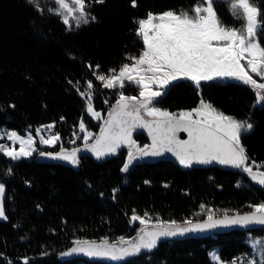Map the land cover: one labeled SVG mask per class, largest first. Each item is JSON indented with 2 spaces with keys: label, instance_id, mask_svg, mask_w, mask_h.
<instances>
[{
  "label": "trees",
  "instance_id": "obj_1",
  "mask_svg": "<svg viewBox=\"0 0 264 264\" xmlns=\"http://www.w3.org/2000/svg\"><path fill=\"white\" fill-rule=\"evenodd\" d=\"M197 3L203 0H180L168 8L191 14ZM254 3L264 22V0ZM213 6L223 25L239 28L244 23L232 14L228 0H214ZM39 8L42 11L29 0H0V131L36 134L39 126L54 124L60 138L67 139L83 121L86 129L98 134L103 122L87 111L88 101L80 92L91 81L93 110L104 114L121 91L138 95L137 85L126 82L123 88L110 89L97 79L111 69L118 71L145 47L136 35V20L130 18L131 13L123 19L121 10L97 5L94 21L68 30L60 16L47 7ZM149 11L163 8L154 6L132 14L139 20ZM258 34L264 46V31ZM256 91L231 79L201 82L197 90L190 80L182 79L154 104L175 112L197 107L203 98L226 115L246 120L252 128L242 133L241 143L250 162L264 163V103H257ZM82 137L78 147L85 144ZM134 140L141 146L149 144L144 134ZM59 149L57 145L46 151ZM38 155L13 161L0 153V183L6 190V219H0V264H24L25 258L28 264H220L211 258V249L218 248L222 261L233 262L252 255L251 237L264 236L262 226L200 239L166 238L151 250L142 249L138 255L115 262L62 255L76 241L101 235L91 228L94 220L111 219L120 225V230L109 232L110 239L138 238L142 223L131 220L134 214L149 221L181 224L206 220L210 212H249L252 205L264 202V186L255 184L241 169L182 170L170 161L131 163L123 172L128 147L100 162L82 156L78 165L42 162Z\"/></svg>",
  "mask_w": 264,
  "mask_h": 264
},
{
  "label": "snow or ice",
  "instance_id": "obj_2",
  "mask_svg": "<svg viewBox=\"0 0 264 264\" xmlns=\"http://www.w3.org/2000/svg\"><path fill=\"white\" fill-rule=\"evenodd\" d=\"M29 2L37 10H41L38 0H29ZM92 2L103 3L104 0H70V2L55 0L58 7L49 9V12L60 16L68 30H72L71 21H75V27L79 28L81 24H87L90 20L96 19L87 11ZM132 5L135 6V0H132ZM230 8L234 16L244 21L239 28L222 24L213 7V0L197 3L191 9V14L184 9L167 10L158 14L149 11L146 18L136 20V35L141 38L145 47L139 56L130 57V62L124 63L119 68L118 74L107 77L98 75L97 79L103 81V86L110 89L117 85L123 88L127 81L139 86L138 95L127 96L122 91L119 93L115 108L109 113L105 127L101 129L100 135L93 144L87 143L93 134L86 130L85 124L81 121L79 128L86 133L82 137L85 142L84 147L94 153L97 158H101L116 153L122 145H135L136 141L132 139V132L137 127L147 128L152 137V144L138 149L141 157L161 156L165 152H170L182 165L189 167L194 163L210 164L215 161L241 169L252 181L264 186V170H260L264 167V163L257 164L254 160L250 162L247 151L241 143L242 133L249 131L252 124L226 115L203 98L200 99L197 107L178 114L153 106L156 98L163 95L160 90H154L153 86L167 88L178 79L190 80L197 90L201 82L213 79H234L256 89L257 103H264V82H259L250 75L251 72L257 77H264V46L257 37L258 31H264V22L260 19L261 10L255 6L254 0H230ZM242 61H246V64ZM89 67L92 66L89 65ZM99 67L96 65V68ZM110 72L117 73V70L111 69ZM87 87L89 89L93 87L91 81H88ZM80 95L83 97L86 93L80 92ZM87 96L89 97L87 111L100 119V112L93 110L91 92H88ZM141 109L145 110L148 116L158 117V119L144 120L140 115ZM54 126L51 124L42 127ZM40 131L41 129H36L37 133ZM177 131L187 132L188 139H178ZM5 135L9 141H13V144L0 143V153L13 161L30 157L34 152H38L35 148L36 138L30 131L26 135H20L15 131ZM39 140L42 144L53 145L60 141V136L58 133L47 139L40 136ZM16 141L19 142L18 150L15 147ZM78 151L80 149H73L70 154L39 152V155L62 158L73 165H78ZM134 159L136 157L130 152L128 161L121 170L127 172ZM8 173H11V169ZM116 191L117 189H113L114 193ZM4 199L5 185L0 183V218L6 219ZM204 207L201 205L202 209ZM252 207L254 211L243 215L238 213L231 219L226 218L214 223L211 222L213 216L210 213L208 223L196 224L191 228L177 227L175 230L162 228L154 232L141 230L139 242L132 244L129 248L109 244L107 238L99 244L94 241H76L77 246L62 255L84 253L90 257L123 260L138 255L142 249L155 248L160 237L182 235L193 230L212 228L216 224L264 225V202ZM131 220H139L142 224L147 223L143 217L135 214ZM168 223L175 225L176 221ZM186 223L191 222L186 221ZM123 240L124 238L120 237V241ZM257 243L264 245V241H257ZM210 255L215 260H219L215 253ZM24 264H28L27 258ZM247 264H255V261H248Z\"/></svg>",
  "mask_w": 264,
  "mask_h": 264
},
{
  "label": "rangeland",
  "instance_id": "obj_3",
  "mask_svg": "<svg viewBox=\"0 0 264 264\" xmlns=\"http://www.w3.org/2000/svg\"><path fill=\"white\" fill-rule=\"evenodd\" d=\"M179 1L180 0H135V6H133L132 5V0H117L116 2H111L110 4H107L106 3L107 0H104L103 3L92 2L90 4V6L88 7L87 11H89L92 16L96 17L95 10H96L97 5H100V6L104 7L103 9L111 10V11L121 10L122 13H123V16L119 15L118 12L117 13H114V12L112 13L111 12V15H114V16L119 15L120 18L122 17L123 19H128V15H126V13H128V14L131 13L130 14L131 15L130 18L134 19V20H138V16L135 15V14H132L133 11L136 12V13H141L142 11L147 10L148 8H151V7H154V6H159V7L163 8V11H151L154 14H158V13H162V12L167 11V10H172V9H169L168 7L171 6L172 4H179ZM69 2H70V0H69ZM38 3H39V6L47 7L48 9H55V8L58 7V5L55 3V0H38ZM228 3L230 4V0H228ZM71 23H72L73 27H75V21H71ZM257 37L259 38L258 32H257ZM259 40H260V38H259ZM260 43H261V41H260ZM242 63L246 64V61H242ZM115 74H118V72L115 73ZM250 75H253V78L257 79L259 82H264V77H257L256 74H253L251 72H250ZM179 80H182V79H178L176 81H179ZM213 80H216V79H213ZM176 81L172 82L169 86H167V88H158V86H155V85L153 86V88H154V90H160L163 93V95H164L169 90L170 86L173 83H175ZM117 87H119V85H117ZM163 95H161V96H163ZM117 100H115L114 105L111 107V109L106 114L102 113L101 111H98L101 114V118L100 119H97L95 117L94 118L96 120H101L103 122L102 123V125H103L105 120H106V118H107V115L115 108ZM153 106H155L157 108H160V107L156 106L155 104H153ZM160 109L167 110L169 112H173V111H170L168 109H163V108H160ZM186 110H190V109H186ZM186 110L175 111V113L178 114L179 112L186 111ZM143 112L145 113V115H147L145 110H143ZM149 117H151V116H149ZM86 130L93 134L91 137H89V139L87 141V143H90V142H92V141H94L96 139L98 134H96V132H94V131H91V130H88V129H86ZM13 131H15V130L2 129L0 131V135L4 139L2 144H6V145H12L13 144V141H9L6 138V135H5V133H10V132H13ZM15 132H17V131H15ZM85 134L86 133L83 131V136ZM32 136L36 138V144H35V146H36V145L39 144V141H40L39 137L43 136V135H40V134H37V133L36 134L33 133ZM43 137H45V136H43ZM45 139H47V137H45ZM56 144H59V143L57 142ZM56 144L45 145V146L52 147V146H54ZM15 147H16L17 150L19 149V142L18 141L15 142ZM43 147H44V145H42V148ZM61 148L57 152L68 151V149H65V148L61 149ZM128 148H129V153L131 152L134 155L135 153H139L138 149L139 148H144V146H141L140 144H138L136 142L135 145L129 146ZM37 149H38L37 153H39L40 152L39 151V146L37 147ZM42 152H44V151H42ZM34 154H36V153H33V155ZM257 164H262V163H257ZM254 170H256L255 166H254ZM260 170H264V167H262ZM252 211H254V209ZM212 213H214V212H212ZM233 214H237V213H233ZM233 214H223V215H218V214L217 215L216 214L213 215L212 214V216L213 217H221V216H227V215H233ZM206 219H208V217ZM146 221H147V223L141 224V226L139 228L140 232L138 233V238L136 236V237L129 238V239L124 238L123 241H120V238L117 239V240H113V239H110L111 236L108 235L109 232H112L113 230H120V225L118 223H116L115 221H113L111 219H109V220L105 219L104 221L102 219L101 220L100 219L94 220L93 222H91V224H92L91 228L94 230V232H99V234H101V235H98L95 238L83 239V240H78V241H81V242H84V241L93 242L94 241L97 244H99L105 238H107V241H108L109 244H117L118 247L129 248L132 244L139 242V236L142 234L141 230L144 231L145 227H148V228L160 227V226H162L164 224L167 225V226H176V225H181V224H188V223L185 222V223L173 225L171 223H160V222L149 221V220H146ZM190 222L194 223L193 221H190ZM198 222H200V221H198ZM257 241H264V236L251 237V244H252V247H253V251H252V255L251 256L242 257V258H240L238 260H235L233 262H224L220 258V255L218 253V248H213V249H211L210 254L215 253L219 257V260L218 261L215 260L212 257V255H211V258L213 260L219 262L220 264H247L248 261H252V260L255 261V264H260L261 262L264 261V245H261V244L257 243ZM76 246L77 245H75L74 247H76Z\"/></svg>",
  "mask_w": 264,
  "mask_h": 264
},
{
  "label": "water",
  "instance_id": "obj_4",
  "mask_svg": "<svg viewBox=\"0 0 264 264\" xmlns=\"http://www.w3.org/2000/svg\"><path fill=\"white\" fill-rule=\"evenodd\" d=\"M231 80H234V79H231ZM235 81H237V80H235ZM129 110H131V108ZM140 115L146 121H153L154 119H158V117H149V116L145 115V113L143 112V109H141ZM108 119H109V114L107 115L106 120H108ZM103 127H105V122L102 125L101 129ZM101 129H100L97 137L100 135ZM138 134H144L147 137L148 141H149V144L148 145L150 146L152 144V137H151V134L149 133V130L147 128L137 127L132 132V139L134 140V137L136 135H138ZM176 137L178 139H180V140H187L188 139V133L187 132H184V131H177ZM93 143H95V140L92 141V142H90V143H88V144H93ZM122 147H129V146L128 145H122L120 148H122ZM120 148H118L117 150H119ZM74 149H80V151L77 152V158L78 159L80 157H82V156H86V157L93 158L96 161H99L100 162V161H103V160L109 158L111 155H113V154H109V155H106L104 157L97 158L95 156V154L92 153L90 150L86 149L84 147V145L79 146V147H76ZM48 152L58 153V152H53V151H46L44 153H48ZM60 152H65L67 154H70L72 152V150L60 151ZM134 156L136 157V159L133 160V162H132L133 164L145 163V162H147V163H154V162H158V161H170V162L176 164L177 166H179L182 170H188V169H193V168H206V167H211V166L221 167V168L230 169V170H238V168H235L233 166L223 165V164H220V163L215 162V161L212 162V163H210V164H195L194 163L190 167L189 166H184V165H182L179 162V159L173 153H170V152H165L161 156H144V157H141L140 156V153H135ZM37 159L40 160V161H42V162H48V163H62V164H69V165L72 164L68 160H64L62 158H57V157H50V156H41V155H38L37 156ZM254 183L257 184V185H259L256 182H254ZM259 186H261V185H259ZM5 192H6V190H5ZM4 203H5V199H4ZM249 212H251V211H249ZM245 213H248V212H239L240 215H243ZM237 214L227 215V216H221V217H213V221H211V222L214 223L215 221L224 220L226 218L231 219L233 216H235ZM208 222H209L208 219H206V220H203V221H200V222H194V223H188V224H181V225H176V226H167V225L164 224V225H162L160 227H153V228L145 227L144 228V232L159 231L162 228H168L169 230H175L177 227H181V228L188 227V228H191L193 225H196V224H204V223H208ZM262 226H264V225L252 224V225H248V226H243V225H239V224H230V223L216 224L212 228H203V229H199V230H193V231H190V232H186V233H184L182 235L181 234H177L175 236L160 237L158 239V241H160L161 239H166V238H171V239H180V238H187V237H194V238H199V239L200 238H207V237L212 236V235L226 233V232H230V231L237 230V229L253 230V229H257V228L262 227ZM75 254L76 255H81V256H84V257H87V258L93 259V260H102V261H109V262L119 261V260H112L110 258H105V257H90V256H88V255H86L84 253H75Z\"/></svg>",
  "mask_w": 264,
  "mask_h": 264
},
{
  "label": "built area",
  "instance_id": "obj_5",
  "mask_svg": "<svg viewBox=\"0 0 264 264\" xmlns=\"http://www.w3.org/2000/svg\"><path fill=\"white\" fill-rule=\"evenodd\" d=\"M112 74H115V73H112V72L109 71L107 73H101L100 75H105L107 77V76H110ZM100 82L104 85V82L103 81H100ZM83 92L86 93V95L83 96V97H85L87 99V101H88L87 104H88L89 103V97L87 96V93L88 92H91L92 93V89H89L88 88V89L84 90ZM44 125H51V124H44ZM44 125H41V126H39L37 128V129H41V131L39 133L36 132L37 134L43 135V136H45V137L48 138L51 135H54V134L58 133V131L55 128V126L52 127V128H43L42 126H44ZM82 134H83L82 131L80 130V128H78V129H76L73 132V135L69 136L67 139L60 138V141L58 142L59 144H56V145H54L52 147H55V146L59 145L60 148L62 147V148L68 149V150H73L74 148L78 147L79 140L82 137ZM65 140H67V141H65ZM48 148H51V147H46V148L44 147V152H46V149H48Z\"/></svg>",
  "mask_w": 264,
  "mask_h": 264
},
{
  "label": "crops",
  "instance_id": "obj_6",
  "mask_svg": "<svg viewBox=\"0 0 264 264\" xmlns=\"http://www.w3.org/2000/svg\"><path fill=\"white\" fill-rule=\"evenodd\" d=\"M42 145H44V147H47V146H45V144H42V143H40V141H39V144L36 145L35 148H37V147L39 146V151L42 152V151H44V147L42 148ZM34 153H37V152H34Z\"/></svg>",
  "mask_w": 264,
  "mask_h": 264
}]
</instances>
